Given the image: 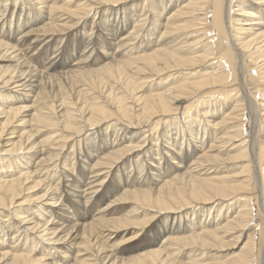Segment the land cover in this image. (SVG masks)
Returning <instances> with one entry per match:
<instances>
[{"label":"bare ground","instance_id":"obj_1","mask_svg":"<svg viewBox=\"0 0 264 264\" xmlns=\"http://www.w3.org/2000/svg\"><path fill=\"white\" fill-rule=\"evenodd\" d=\"M0 264H264V0H0Z\"/></svg>","mask_w":264,"mask_h":264},{"label":"rangeland","instance_id":"obj_2","mask_svg":"<svg viewBox=\"0 0 264 264\" xmlns=\"http://www.w3.org/2000/svg\"><path fill=\"white\" fill-rule=\"evenodd\" d=\"M252 73L254 74L255 72L253 71Z\"/></svg>","mask_w":264,"mask_h":264}]
</instances>
